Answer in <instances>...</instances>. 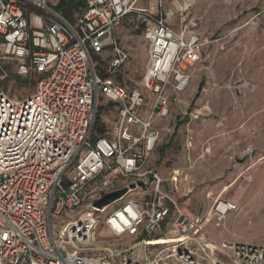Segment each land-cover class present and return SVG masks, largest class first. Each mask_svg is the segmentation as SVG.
<instances>
[{
    "label": "built area",
    "instance_id": "2783aa9c",
    "mask_svg": "<svg viewBox=\"0 0 264 264\" xmlns=\"http://www.w3.org/2000/svg\"><path fill=\"white\" fill-rule=\"evenodd\" d=\"M140 1L86 0L71 24L48 0H0V51L39 77L25 98L0 92V264H264V243L219 247L207 237L234 205L192 214L147 167L157 125L189 89L211 42L197 23L170 26L174 14L163 0L154 15ZM132 14L148 17L141 88L112 78L131 58L116 31ZM110 50L105 77L93 57ZM101 101L118 112L111 131L97 137ZM123 189L119 200L96 206Z\"/></svg>",
    "mask_w": 264,
    "mask_h": 264
},
{
    "label": "rangeland",
    "instance_id": "374dc122",
    "mask_svg": "<svg viewBox=\"0 0 264 264\" xmlns=\"http://www.w3.org/2000/svg\"><path fill=\"white\" fill-rule=\"evenodd\" d=\"M57 3L48 0L51 8ZM156 5L157 0H141L138 8L151 9L154 15ZM162 9L174 14L168 23L176 31L197 23L211 43L185 92L196 82L193 96L182 94L170 116L157 125L160 139L147 167L159 172L164 190L192 214L204 215L226 202L236 207L219 227L206 231L219 247L264 243V0H163ZM147 19L132 14L116 31L118 44L131 58L112 78L129 88L142 87L148 63L143 37ZM112 59V50L93 57L105 75H111ZM27 64L0 51V92L16 99L34 93L38 75ZM117 112L115 104L100 102L98 119L105 134L114 127ZM192 113L199 115L197 123H192ZM96 129L95 124L94 136ZM193 132L195 142L189 144ZM103 235L104 228L98 237Z\"/></svg>",
    "mask_w": 264,
    "mask_h": 264
},
{
    "label": "trees",
    "instance_id": "16d2710c",
    "mask_svg": "<svg viewBox=\"0 0 264 264\" xmlns=\"http://www.w3.org/2000/svg\"><path fill=\"white\" fill-rule=\"evenodd\" d=\"M85 6H86V1H83V0H59L58 4L53 8L56 12L60 13L69 23L75 24V22H76L75 15L76 14L79 15L83 11ZM27 67H29V63L27 64ZM34 74L36 75L35 72H34ZM103 76L109 77L110 75L103 74ZM38 80H39V77L35 81V88H36ZM119 82H121V81H119ZM201 89H202V86L200 87L199 92L196 95L195 101L200 97V90ZM100 122H101L100 119H98V117H97V120H96L97 129L96 130H97L98 134L95 135L97 137L103 136L105 134V131L103 129V125Z\"/></svg>",
    "mask_w": 264,
    "mask_h": 264
},
{
    "label": "water",
    "instance_id": "95a60500",
    "mask_svg": "<svg viewBox=\"0 0 264 264\" xmlns=\"http://www.w3.org/2000/svg\"><path fill=\"white\" fill-rule=\"evenodd\" d=\"M141 185V184H140ZM127 193L126 189L111 193L107 196H105L101 201L96 203V206L99 208H103L107 205H110L111 203L115 202L116 200H119Z\"/></svg>",
    "mask_w": 264,
    "mask_h": 264
},
{
    "label": "crops",
    "instance_id": "0c3cea01",
    "mask_svg": "<svg viewBox=\"0 0 264 264\" xmlns=\"http://www.w3.org/2000/svg\"><path fill=\"white\" fill-rule=\"evenodd\" d=\"M57 2H59V0H57ZM58 4V3H57ZM56 6V5H55ZM54 6V7H55ZM203 36V35H202ZM204 37V36H203ZM205 38V37H204ZM205 51V50H204ZM205 53V52H204ZM205 57H203V59H204ZM205 60V59H204ZM206 61H207V59H206ZM197 87H198V84L195 82V84H194V86L191 88V90L187 93V95L184 93V96L186 95L187 96V98H189V96H193V94L192 93H194L195 91H196V89H197ZM191 93V94H190ZM217 103H218V100H217ZM220 105H221V102H220ZM192 115V119H193V124L196 122L197 123V121L199 120V115H197V113H192L191 114ZM194 130V129H193ZM208 129L206 128L205 129V132H203V134L204 135H206L207 134V131ZM195 132H193L192 133V135L189 137V140H188V143L189 144H194V142H195V134H194ZM193 141V143H191Z\"/></svg>",
    "mask_w": 264,
    "mask_h": 264
},
{
    "label": "bare ground",
    "instance_id": "6f19581e",
    "mask_svg": "<svg viewBox=\"0 0 264 264\" xmlns=\"http://www.w3.org/2000/svg\"><path fill=\"white\" fill-rule=\"evenodd\" d=\"M176 180V179H175Z\"/></svg>",
    "mask_w": 264,
    "mask_h": 264
}]
</instances>
